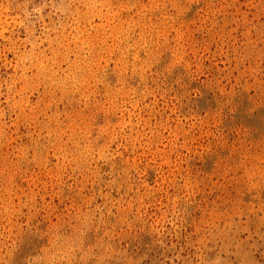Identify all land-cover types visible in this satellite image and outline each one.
I'll return each mask as SVG.
<instances>
[{
    "label": "rangeland",
    "instance_id": "rangeland-1",
    "mask_svg": "<svg viewBox=\"0 0 264 264\" xmlns=\"http://www.w3.org/2000/svg\"><path fill=\"white\" fill-rule=\"evenodd\" d=\"M0 264H264V0H0Z\"/></svg>",
    "mask_w": 264,
    "mask_h": 264
}]
</instances>
